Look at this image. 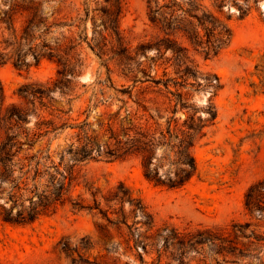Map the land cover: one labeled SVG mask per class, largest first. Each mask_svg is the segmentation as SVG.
Listing matches in <instances>:
<instances>
[{
	"label": "rangeland",
	"instance_id": "374dc122",
	"mask_svg": "<svg viewBox=\"0 0 264 264\" xmlns=\"http://www.w3.org/2000/svg\"><path fill=\"white\" fill-rule=\"evenodd\" d=\"M179 1L188 6L189 0ZM196 1L226 22L232 32L229 43L216 56L205 59L192 49L189 52L198 69L203 73L216 74L221 84L212 97L216 117L206 125L204 135L191 148L197 164L196 175L181 188H168L145 179L136 158L110 161L96 157L80 164V178L70 187L69 195L71 198L81 196L91 202L86 183L105 193L122 182L151 213V233L165 226L178 230L215 227L229 231L234 223L248 222L250 228L264 236V216L251 214L244 205L247 188L257 181H264V0L230 1L221 10L212 4V0ZM84 2L89 14L79 28L73 27V31L75 36L83 31L82 35L90 40L99 32L105 34L101 22L102 10L108 6L105 0H33L39 15L47 21H70L83 16ZM121 4L119 31L123 43L133 49L148 41L156 30L148 21L146 0H121ZM25 5L26 0H0V51H5L3 41L14 31L20 35L29 16L20 8ZM239 6L247 11L242 18L238 16ZM42 28L40 24L35 29L36 34ZM62 30L68 34L67 27H54L47 40L61 36ZM78 50L84 64L76 76L72 100L67 101V97L53 92L52 107L36 102L39 118L29 113L24 126L34 127L37 119L53 118L57 124L64 121L79 124L86 120L89 132L94 134L105 127H100V124L108 121L110 113L120 108L124 114L128 106L134 109L133 98L154 96L146 88V82L133 87L132 80L125 76L127 61L124 57L110 52L101 59L84 40ZM153 54V49L146 53L147 57ZM28 58L31 59V55ZM141 60L146 61L144 56ZM163 66H155L158 75L162 74ZM166 70L168 76H177L173 66ZM56 71V62L47 58H42L38 64L31 63L29 68L18 69L11 62L1 64L3 106L16 104L31 109L27 99L20 96L19 88L31 82H50L56 77ZM188 82H194V79L190 77ZM132 87V98L115 89ZM190 88L195 87L183 89L190 92L189 101L204 107L212 92ZM167 106L165 104L161 109L165 116L171 115L170 109L164 111ZM197 114L207 117L203 109ZM175 116L181 121L185 113L178 111ZM76 131V128L58 129L42 136L31 146L23 144L13 160H71L67 148L76 140ZM132 220L130 218L129 223ZM105 223L99 214L72 209L68 201L29 224L0 220V264H139L135 251L127 248V228L118 230ZM144 229L145 226L140 228ZM62 241L70 243L73 250L69 255L61 250ZM243 241L247 242V239ZM262 244L254 251L256 256L238 259L228 256V261H224L222 256L213 255L208 249L205 256L187 255L184 264H264V241ZM138 248L141 250L140 246ZM144 257L147 261H155L156 253L144 254ZM167 262L168 259L163 257L160 264ZM172 264L177 263L173 261Z\"/></svg>",
	"mask_w": 264,
	"mask_h": 264
},
{
	"label": "trees",
	"instance_id": "16d2710c",
	"mask_svg": "<svg viewBox=\"0 0 264 264\" xmlns=\"http://www.w3.org/2000/svg\"><path fill=\"white\" fill-rule=\"evenodd\" d=\"M26 1L27 5L20 8L29 16L20 35L14 31L3 41L5 51H0V65L11 62L18 69L29 68L31 63L38 64L42 58H47L56 62L57 71L50 82H31L19 88L20 96L27 99L31 109L16 104L4 107L0 84V220L29 224L68 201L74 210L99 214L106 225L118 230L126 227L127 248L135 251L139 264H160L163 257L168 259L167 264L173 261L184 264L187 255L205 256L208 249L213 255L222 256L224 261H228V256L234 259L256 256L254 251L263 245L264 236L250 228L248 222L234 223L229 231L215 227L178 230L165 226L151 233V213L122 182L105 193L86 183L91 202L81 196L71 198L69 195L70 187L80 178V164L96 157L110 161L136 158L145 179L168 188H181L196 175L197 164L191 148L204 135L206 125L216 117L212 97L221 84L216 74L201 72L189 52L192 49L205 59L216 56L231 39L230 26L196 0H189L188 6L179 0H146L147 18L156 31L148 41L132 49L123 43L119 31L121 0H105L108 6L103 8L101 17L105 34L99 32L90 40L82 35L83 31L76 36L73 31V27L79 28L87 19L89 9L86 2L83 16L70 21H47L39 15L33 0ZM230 1L234 3L236 0H212V4L221 10ZM245 10L239 6V18L247 13ZM40 24L43 28L36 34L35 29ZM54 27H67L68 34L62 30L61 36L47 40ZM83 40L101 59L110 52L124 57L127 61L125 76L132 80L133 87L146 82V88L154 96L133 98L134 109L128 106L124 114L120 108L110 113L108 121L100 124V127H105L94 134L89 132L86 120L79 124L67 121L57 124L53 118L37 119L34 127L24 126L29 113L39 118L36 102L52 107L53 92L67 97V101L72 100L75 79L84 64L78 50ZM149 49L154 51L151 57L146 55ZM142 56L145 62L141 60ZM156 65H164L161 75H158ZM170 65L177 76H168L166 69ZM190 77L194 82H188ZM188 86L195 87L190 88L192 90L212 92L204 107L189 101L190 92L183 91ZM133 87L115 89L132 98ZM165 104L168 106L164 111H171L169 116L161 110ZM200 109L207 112V117L197 114ZM59 111L62 112L61 109ZM178 111L185 113L181 121L175 116ZM63 128L77 129L76 140L67 148L71 160H13L23 144L31 146L42 136ZM244 205L251 214L264 216L263 180L247 188ZM130 218H133L131 223ZM138 223L140 226H136ZM143 226L145 229L142 231L140 228ZM244 238L247 242L243 241ZM60 243L61 250L69 255L73 250L70 243ZM153 252L156 253L155 261H147L144 254Z\"/></svg>",
	"mask_w": 264,
	"mask_h": 264
}]
</instances>
